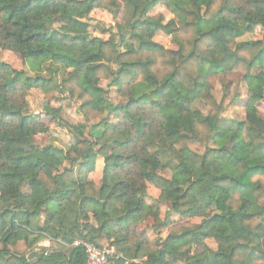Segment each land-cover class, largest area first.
Listing matches in <instances>:
<instances>
[{
	"label": "clouds",
	"instance_id": "1",
	"mask_svg": "<svg viewBox=\"0 0 264 264\" xmlns=\"http://www.w3.org/2000/svg\"><path fill=\"white\" fill-rule=\"evenodd\" d=\"M0 264H264V0H0Z\"/></svg>",
	"mask_w": 264,
	"mask_h": 264
}]
</instances>
